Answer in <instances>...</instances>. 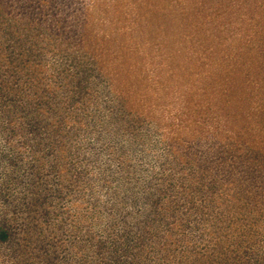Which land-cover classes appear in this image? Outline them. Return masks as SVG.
Masks as SVG:
<instances>
[{"label": "rangeland", "instance_id": "374dc122", "mask_svg": "<svg viewBox=\"0 0 264 264\" xmlns=\"http://www.w3.org/2000/svg\"><path fill=\"white\" fill-rule=\"evenodd\" d=\"M0 61L45 67L12 93L54 135L0 123V264H115L128 227L139 264H264V0H0Z\"/></svg>", "mask_w": 264, "mask_h": 264}, {"label": "trees", "instance_id": "16d2710c", "mask_svg": "<svg viewBox=\"0 0 264 264\" xmlns=\"http://www.w3.org/2000/svg\"><path fill=\"white\" fill-rule=\"evenodd\" d=\"M12 45H10L11 47ZM13 49V48H12ZM28 50V49H27ZM83 51V50H82ZM43 55L42 51H38L37 50V55ZM84 55L86 56L85 52L83 51V53H80V49L76 48V46L74 47L73 51L71 54L67 55L69 57V59H73V61L76 60L77 58V66H81L83 68V70H89L84 63L83 66V57ZM34 57H36V54L34 53ZM80 59L79 61V58ZM86 59V57H85ZM31 67L33 69V73H35L34 75L36 76V79L33 80H23L21 78V76L19 74L15 75H11L10 74H3V72H5V68L7 67L6 65H4L3 63H1L0 61V107L1 109H3L2 111H0V123H4V122H9L8 125H11V118L13 116L17 117L20 122L18 124L19 128L16 129L14 128L11 133H14L21 130L24 135H26L28 133V135L26 136V139L29 138L33 141H35L36 139L39 140V142L43 143V145H45V147H48V145H50V140L53 139V132L49 131L47 129L48 126V117H46V114H44V110L42 109H37L36 107H31V105L29 106V102H32L29 100L26 102H21V99H17L16 96H13V91H17V90H21L24 91V89L28 88L29 86H27L30 82H32L33 84L37 85L40 84V82L42 83V81H40L39 79H43L42 77H40L43 73H47L45 70V67H42V63H40L39 61H34L31 64ZM54 67H58L57 65H54ZM87 68V69H86ZM19 71H22L19 70ZM25 71H22V73ZM17 77L18 81L16 83V85H13V81L14 79ZM11 79H13L12 81H10ZM37 80V82H36ZM55 97V96H54ZM57 98V97H55ZM55 102V100H54ZM48 108L53 112V108L54 106L45 103ZM52 106V107H51ZM19 111L21 116H18L17 112ZM9 119V120H8ZM8 120V121H6ZM46 129L47 132H43V130ZM69 130H67L65 132V134H68ZM65 139L68 140V137H66ZM70 144V143H69ZM217 146H215V148H212V150L214 149V152H216L218 150V148H216ZM68 153H71V148H69L67 150ZM200 156L198 157V159H201L200 162H212L214 156L212 155V153L210 154V152H207V154L205 153H201L199 154ZM210 156H212V158H210ZM190 164L192 165H197L198 168H201L200 164L197 163L196 161L191 162ZM116 194H119L118 191H115ZM115 194V197H116ZM116 202V201H115ZM116 204H118L116 202ZM111 211L117 212L118 208H113L111 209ZM141 216L140 218L142 219V221L147 222L150 221L152 223V218L153 216L150 215V213L148 211H142L140 212ZM97 218V217H96ZM147 218V220H146ZM135 222V221H133ZM138 224H141L142 222L139 221V219H136V222ZM139 230V227H137ZM129 232H125L123 234H121L120 236H117V240H104L103 238L101 239V241H98V245H96V247L98 248L97 250L100 252L101 250H105L104 253H107V251L110 254V258H112V262L115 264H139L138 263V259H141V253L139 252L141 246L145 245L146 243H142L143 237L139 235H137V237H134L133 231L136 229V227H131L129 228ZM139 236V237H138ZM141 237V238H140ZM12 238V230L10 228V226L8 224H6L5 219H2L0 222V243H6L8 242L10 239ZM124 241V242H122ZM135 249L138 250V252L136 251L135 253ZM93 251V250H91ZM94 252V251H93ZM127 254H134L133 257L127 258ZM104 264V262H103ZM156 264V263H154Z\"/></svg>", "mask_w": 264, "mask_h": 264}]
</instances>
